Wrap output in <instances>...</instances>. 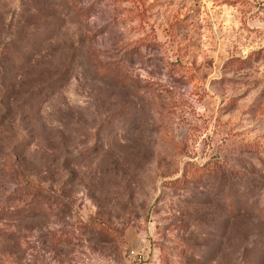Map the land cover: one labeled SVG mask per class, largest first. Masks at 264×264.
<instances>
[{
    "label": "rangeland",
    "instance_id": "374dc122",
    "mask_svg": "<svg viewBox=\"0 0 264 264\" xmlns=\"http://www.w3.org/2000/svg\"><path fill=\"white\" fill-rule=\"evenodd\" d=\"M1 130L0 264H264V0H0Z\"/></svg>",
    "mask_w": 264,
    "mask_h": 264
},
{
    "label": "trees",
    "instance_id": "16d2710c",
    "mask_svg": "<svg viewBox=\"0 0 264 264\" xmlns=\"http://www.w3.org/2000/svg\"><path fill=\"white\" fill-rule=\"evenodd\" d=\"M131 1L134 2V0H131ZM89 58H90V60L92 62H94L96 65L99 66V70H100L101 74L104 75L105 77H108V78L114 80L116 85L120 84L121 86L122 85L124 86V84H126L125 81L123 82V80H120L121 79L120 75L122 74V69H121V65L120 64L116 65L114 67H105L104 65H101V61L99 59V56L97 55V53L95 52L94 49H92L89 52ZM118 80H120V81H118ZM7 81H8V79H4V82H7ZM3 131L7 132L6 130H3ZM3 131L1 130L0 134ZM194 168L195 169L192 172H193V174H195V178H200V177H202L204 175H208V176L210 175V177H212L211 175H214L216 173V171H215L216 167L214 165H212V164H209V163H206L204 165L197 166V167H194ZM199 169L200 170H205V171H197ZM15 195H18V193H16ZM18 198H19L18 196H14V199H12V200H17ZM32 206H35V205H32Z\"/></svg>",
    "mask_w": 264,
    "mask_h": 264
}]
</instances>
